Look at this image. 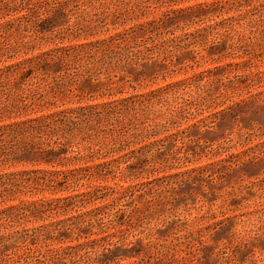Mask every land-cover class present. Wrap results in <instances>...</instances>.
<instances>
[{
	"label": "rangeland",
	"instance_id": "1",
	"mask_svg": "<svg viewBox=\"0 0 264 264\" xmlns=\"http://www.w3.org/2000/svg\"><path fill=\"white\" fill-rule=\"evenodd\" d=\"M140 27L128 57L0 75V264H264V0H0V70ZM130 95L144 162L116 163V120L74 110Z\"/></svg>",
	"mask_w": 264,
	"mask_h": 264
},
{
	"label": "trees",
	"instance_id": "2",
	"mask_svg": "<svg viewBox=\"0 0 264 264\" xmlns=\"http://www.w3.org/2000/svg\"><path fill=\"white\" fill-rule=\"evenodd\" d=\"M60 11L61 13H64L62 12V10ZM162 22L154 21L155 25L150 24V26H159V28L161 29V26L164 24ZM147 30L148 29H146V27L130 29L124 33L114 35L110 39L99 41L98 43L80 44L76 46L74 51L72 52H69V49L64 48L55 49V51L61 50V52L63 53L62 56L57 57L56 61L54 59H49L54 51H43L31 58L25 57L28 53L27 51H25L22 52L23 59L20 62L0 70V75H4V79L6 80L9 79L7 77H9L13 71L24 72V75L34 74L36 72L48 74L57 73L58 71L65 69V67L67 65H70L71 63L81 65L87 59L96 61L87 62H91L93 67H98L99 65H104L107 60L111 61L118 56L125 55L128 57L130 55V49L132 48L131 45L136 44V42H138V36L147 33ZM92 49H95L93 50L94 52H91ZM110 81L111 79L106 81V83L100 85L99 87L104 88L105 91L109 93V96L113 97L116 95V92L111 87V85H113V82ZM119 93H122V91H119ZM138 96L145 101H148L149 103H153L152 101L157 98V91H152L149 94ZM133 100L134 96L130 95L119 100H109L108 102L101 105L88 106L87 108H77L74 110L77 112H84L85 116L91 114L92 111H96L97 118L100 122L113 120V118L114 120H116V122L112 123L113 129L110 133L111 137L106 151V153H110V155L114 157L113 160H115L116 163H119L121 159H126L134 156L137 161L144 162L143 152L145 151L146 147H137L135 150L129 152L130 143L133 142V139H131L133 133L130 132V128L128 127L127 123L130 120V111L134 108ZM62 115L63 112L60 111L46 116L30 118L23 122H17L15 123V125H12V127H15L12 130L13 134L20 135L25 131H29L31 134H35L39 132L40 129L46 124L50 126L51 122H53L56 118L60 119ZM21 127H25V129H22ZM52 131L53 133L56 132L55 129H52ZM135 137L137 138V135H135ZM53 144H58L60 146L57 145V147H53L50 145L51 149L47 150L46 154H52L53 157L60 158L65 153V148L63 147V145H61V143H59L58 140L53 141ZM88 150L92 151L90 153L88 152V157L97 155L99 154V152H102L101 148H99L95 153L93 152V148H88ZM105 154H103V157L105 156ZM83 197L84 196L80 195H72V197L62 198L56 201H71Z\"/></svg>",
	"mask_w": 264,
	"mask_h": 264
}]
</instances>
